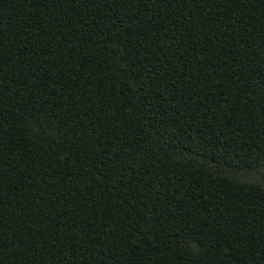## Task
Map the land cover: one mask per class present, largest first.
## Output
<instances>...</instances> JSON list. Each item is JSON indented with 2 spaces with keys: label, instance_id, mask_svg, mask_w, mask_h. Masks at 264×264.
<instances>
[{
  "label": "trees",
  "instance_id": "trees-1",
  "mask_svg": "<svg viewBox=\"0 0 264 264\" xmlns=\"http://www.w3.org/2000/svg\"><path fill=\"white\" fill-rule=\"evenodd\" d=\"M0 264H264V0H0Z\"/></svg>",
  "mask_w": 264,
  "mask_h": 264
}]
</instances>
